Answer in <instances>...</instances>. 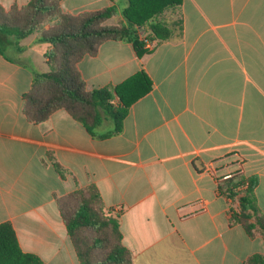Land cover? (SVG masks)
Segmentation results:
<instances>
[{"label":"crops","instance_id":"obj_1","mask_svg":"<svg viewBox=\"0 0 264 264\" xmlns=\"http://www.w3.org/2000/svg\"><path fill=\"white\" fill-rule=\"evenodd\" d=\"M116 1V0H115ZM29 0H0L5 12ZM110 0H60L78 15ZM181 37L150 44L105 42L78 70L86 90L143 70L152 89L128 109L119 135L92 138L64 110L41 124L22 113L46 43L0 38V224L44 264H80L56 198L94 186L118 214L132 264H245L264 238L231 222L236 199L220 193L234 174L258 179L264 214V0H182ZM111 128L108 120L99 131ZM58 164L63 171L54 168Z\"/></svg>","mask_w":264,"mask_h":264},{"label":"trees","instance_id":"obj_2","mask_svg":"<svg viewBox=\"0 0 264 264\" xmlns=\"http://www.w3.org/2000/svg\"><path fill=\"white\" fill-rule=\"evenodd\" d=\"M99 10L70 15L62 12L60 0H29L5 12L0 6V38L22 40L35 35L49 49L44 54V72L32 73L29 90L23 94L22 113L30 123L41 124L58 110H64L95 139L119 135L129 107L152 89L141 70L119 85L86 90L78 64L97 54L105 42L129 43L142 59L151 53L147 44L180 38L182 0H110ZM0 54L3 51L0 48ZM108 120L111 128L99 131ZM58 172L63 169L56 163ZM256 176L234 174L223 180L219 190L238 209L231 222L240 224L249 236L260 232L264 238V214L256 204ZM57 208L80 264H132L122 243L118 214L105 210L96 188L76 189L56 198ZM0 264H44L35 254L20 249L9 222L0 224ZM245 264H264L255 254Z\"/></svg>","mask_w":264,"mask_h":264},{"label":"built area","instance_id":"obj_3","mask_svg":"<svg viewBox=\"0 0 264 264\" xmlns=\"http://www.w3.org/2000/svg\"><path fill=\"white\" fill-rule=\"evenodd\" d=\"M147 47H150V44H147Z\"/></svg>","mask_w":264,"mask_h":264}]
</instances>
